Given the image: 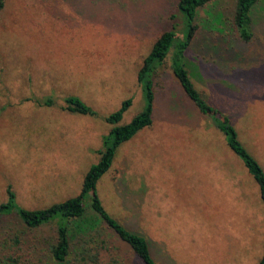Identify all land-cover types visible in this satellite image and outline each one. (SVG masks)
<instances>
[{
	"label": "rangeland",
	"instance_id": "obj_1",
	"mask_svg": "<svg viewBox=\"0 0 264 264\" xmlns=\"http://www.w3.org/2000/svg\"><path fill=\"white\" fill-rule=\"evenodd\" d=\"M4 2L0 202L12 186L19 206L45 208L81 192L116 125L107 117L127 99L132 103L118 124L144 109L138 71L156 39L185 23L179 0ZM236 3L212 0L199 10L187 68L203 95L236 121L242 143L264 168V0L254 5L250 43L236 34ZM171 57L156 71L155 90L164 92L153 102L152 125L118 147L98 181L103 207L150 239L159 264H259L260 186L220 130L193 127L199 118L180 91ZM68 95L97 114L64 110ZM46 96L55 104L37 103ZM89 206L100 264H144ZM56 239V221L30 228L10 215L0 227V264H50Z\"/></svg>",
	"mask_w": 264,
	"mask_h": 264
},
{
	"label": "trees",
	"instance_id": "obj_2",
	"mask_svg": "<svg viewBox=\"0 0 264 264\" xmlns=\"http://www.w3.org/2000/svg\"><path fill=\"white\" fill-rule=\"evenodd\" d=\"M211 1L179 0L178 9L183 17L185 29L178 31L174 27L166 30L154 42L151 51L145 57L143 65L138 71V79L142 84L146 105L127 124L120 125L118 123L121 121L123 113L131 105V99L125 100L120 109L107 117L108 122L116 125L111 133L103 138L104 149L100 152V160L86 173L81 192L77 196L53 203L45 208L28 209L18 205L16 193L12 186H9L7 199L0 202V227L10 215L18 216L30 228L56 221L57 239L49 248L50 264H100L99 250L92 246V243L96 242L95 235H93L96 222L87 215L86 206L89 203V208H92L99 219L131 247L144 264H159L154 256L153 244L150 239L125 227L103 207L102 200L98 195L97 184L100 178L111 168L118 147L133 138L140 130L152 125L156 71L163 65L170 53L172 55L171 68L176 81L186 96L224 134L231 150L243 160L248 171L260 186L261 197L264 202L263 166L242 143L230 114L223 108L211 103L203 95L187 68L185 55L196 34V18L199 10ZM257 2L258 0H237L235 4L233 24L238 38L244 43L252 42L256 36L253 9ZM4 5V0H0V10L3 9ZM37 103L52 106L55 104V99L52 96H46L43 99H38ZM62 108L71 113L92 116L97 114L96 110L78 95L66 96ZM72 255H75L74 258ZM259 264H264V252Z\"/></svg>",
	"mask_w": 264,
	"mask_h": 264
},
{
	"label": "crops",
	"instance_id": "obj_3",
	"mask_svg": "<svg viewBox=\"0 0 264 264\" xmlns=\"http://www.w3.org/2000/svg\"><path fill=\"white\" fill-rule=\"evenodd\" d=\"M180 85V84H179ZM181 87V86H180ZM180 91H182V93L185 95V97H187L186 96V94H185V92L183 91V89H182V87H181V89H180ZM158 92V90L156 91L155 90V98L157 97V96H160L161 94H162V92H164V91H159V93H157ZM161 97H158V100H161L160 99ZM185 100H186V102L190 105V107H191V109L194 111V113L197 115V117L199 118V123H197V124H195L193 127H195V128H199V131L198 132H200V131H202V130H204V127H210V131H212V129H213V127H215V125H213L212 123H211V120H209V118L207 117V120H209V123H207V122H205L206 121V116L199 110V108L187 97V98H184ZM220 108H222V107H220ZM224 110V109H223ZM226 111V110H225ZM228 112V111H227ZM229 113V112H228ZM165 118H167V116H163V119H165ZM236 121H234L233 120V123H234V125L235 126H237L236 125V123H235ZM218 129V128H217ZM219 130V129H218ZM144 131V129H142V130H140L137 134H139V133H141V132H143ZM136 134V135H137ZM131 139V138H130ZM129 141V140H128ZM127 142V141H126ZM262 258V257H261ZM261 260V259H260ZM260 262V261H259Z\"/></svg>",
	"mask_w": 264,
	"mask_h": 264
}]
</instances>
